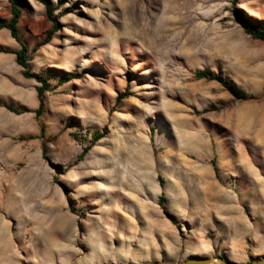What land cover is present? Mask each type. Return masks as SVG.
I'll return each instance as SVG.
<instances>
[{
	"label": "rangeland",
	"instance_id": "1",
	"mask_svg": "<svg viewBox=\"0 0 264 264\" xmlns=\"http://www.w3.org/2000/svg\"><path fill=\"white\" fill-rule=\"evenodd\" d=\"M49 1L60 27L39 45L53 23L40 0H21L31 69L53 86L40 116L39 82L15 54L0 53V102L28 109L0 104V222L17 230L23 264L263 257L264 40L244 31L236 11L264 18V0H156L146 12L145 0ZM143 14L162 30L156 43L132 31ZM0 16L11 17L9 0ZM207 69L242 95L195 76ZM21 154L13 164L1 157ZM14 189L29 195V220L3 219L24 211ZM238 204L250 232L223 249L222 219Z\"/></svg>",
	"mask_w": 264,
	"mask_h": 264
},
{
	"label": "trees",
	"instance_id": "2",
	"mask_svg": "<svg viewBox=\"0 0 264 264\" xmlns=\"http://www.w3.org/2000/svg\"><path fill=\"white\" fill-rule=\"evenodd\" d=\"M11 3V17L9 19L0 16V28H7L10 30L11 35L16 39V41L20 44L19 49H11L6 46H0V52H13L16 54V60L18 64H20L23 67V75L27 78H35L39 85L36 87L37 89V95L39 99V107L35 110L37 116H40L44 107L45 102V94L47 91H50L53 86L49 82L48 78L46 76H43L42 74L33 72L29 63V46L28 44L23 40V37L21 33L19 32L18 23L22 15V4L21 0H9ZM44 5L46 6L47 11V17L49 20L53 23L52 28L47 32V35L45 39L39 44H45L49 42L54 34V32L59 29L60 22L58 17L55 15L54 7L52 6L51 2L49 0H40ZM237 15L236 19L244 29L246 33L251 35L253 38L262 39L264 40V18H255L251 15L246 14L242 10L237 9ZM38 46H36L34 49H36ZM195 76L197 78H206L210 80H218L220 81L232 94L235 96H241L242 91L236 86V84L229 78H223L216 73L212 72L211 70H198L195 72ZM74 77V73L71 72L69 74H66L64 78H62L63 81H69ZM128 93L124 92L117 96L116 100L117 102H120L123 98L127 97ZM1 105L7 107L9 110L14 111L16 113H20L22 111L28 110L27 108H21L18 109L13 104L8 102H0ZM104 134L102 133H96L93 136V139L96 141L100 139ZM89 148L86 147L83 152L79 155L78 159H82L84 155L86 154L87 150ZM161 201V200H159ZM167 216L171 217L169 213H167Z\"/></svg>",
	"mask_w": 264,
	"mask_h": 264
},
{
	"label": "crops",
	"instance_id": "3",
	"mask_svg": "<svg viewBox=\"0 0 264 264\" xmlns=\"http://www.w3.org/2000/svg\"><path fill=\"white\" fill-rule=\"evenodd\" d=\"M22 15H23V8H22ZM22 15H21V18H22ZM21 18L18 23L19 32L21 33L23 40L26 42L25 40L26 34L24 33V30H23V24L21 23ZM2 36L5 37V41L3 40ZM0 46H6V47H9L15 50L20 48L16 46L15 38L11 35L10 30L7 28H0ZM0 53L15 54L13 52H0ZM22 74H23V70H22ZM8 103H11L13 104V106H15L14 103L12 102H8ZM15 107L18 108L17 106ZM24 107L27 108L26 106ZM23 112L25 111H22L20 113H23ZM26 120H29V117H27ZM10 121L13 122V126L15 127L22 126L24 123H26L25 121L21 119H17V118H11ZM1 157L4 161H6L9 164L18 163L19 160L25 158L24 154H21L19 158H17L16 155L14 156V158L11 155H6V156L3 155ZM6 168L8 167L7 166L2 167V169H6ZM121 188L123 190L125 189V185L123 184V182L121 183ZM14 191H17V190L14 189L10 194L14 198L18 197L20 202L25 204L24 211H22L23 212L22 214H19L17 212H11L8 217L6 215H3L4 216L3 219L6 220V218L11 219V218L19 217L20 219L24 218L26 220H29V195H26L25 197L18 196L17 192H15L14 194ZM232 205L235 209L236 204L234 203ZM209 209H210V205L209 206L207 205V210L209 211ZM203 210L205 209L203 208ZM241 211H242L241 204H238V208H236V210L233 211L235 213L233 217L229 216L228 214H225V216H223L224 218L222 219V224L223 226H225L227 230L223 234L221 233L222 236H220L222 237V240L224 243L222 244L223 249L236 250L244 242V238L247 235L246 233L250 232L247 229L243 230V217H242ZM198 219L199 217L196 216L195 223L197 225L200 224L198 222ZM60 221H63V219L61 218ZM11 223L12 222L9 223L8 221H4V220L0 222V264H23V260L25 258H23L22 256H19L18 243L16 242L15 237H14L15 234H17V230L15 231L16 233L14 234V228ZM63 223L65 225L64 221ZM201 225L207 226L209 228V225H210L209 215H206L205 217L203 216L201 218ZM202 249H207V248L203 247ZM172 263L174 262H170L168 264H172Z\"/></svg>",
	"mask_w": 264,
	"mask_h": 264
},
{
	"label": "bare ground",
	"instance_id": "4",
	"mask_svg": "<svg viewBox=\"0 0 264 264\" xmlns=\"http://www.w3.org/2000/svg\"><path fill=\"white\" fill-rule=\"evenodd\" d=\"M135 1H139V0H135ZM142 2V1H141ZM157 1L156 0H145L144 1V5H142L143 11H147L149 7H152L153 4H155ZM142 11V10H141ZM140 11V13H141ZM143 13V12H142ZM148 13V12H147ZM139 15V14H138ZM142 21L141 24L138 25L135 30H132L134 33H138L143 35L144 37H149L151 39V42L156 43L157 41H159L162 37V30L160 31V29L158 28L157 25H155L152 21V15H150V17H146V15H142ZM139 17V16H138ZM140 18V17H139ZM133 19V18H132ZM136 20V19H135ZM140 20V19H139ZM138 20V21H139ZM133 21V20H132ZM137 22V21H136ZM138 23V22H137ZM134 25V24H133ZM137 24H135L134 26H136ZM61 226H64L63 221L59 222Z\"/></svg>",
	"mask_w": 264,
	"mask_h": 264
},
{
	"label": "water",
	"instance_id": "5",
	"mask_svg": "<svg viewBox=\"0 0 264 264\" xmlns=\"http://www.w3.org/2000/svg\"><path fill=\"white\" fill-rule=\"evenodd\" d=\"M155 264H164V263H155ZM172 264H264V256L256 258L248 262H238L231 260L227 256H205L200 254H193L181 262L172 263Z\"/></svg>",
	"mask_w": 264,
	"mask_h": 264
}]
</instances>
